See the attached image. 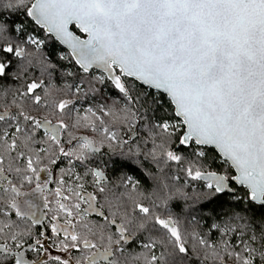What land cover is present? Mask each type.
<instances>
[{"label":"snow or ice","instance_id":"obj_1","mask_svg":"<svg viewBox=\"0 0 264 264\" xmlns=\"http://www.w3.org/2000/svg\"><path fill=\"white\" fill-rule=\"evenodd\" d=\"M21 8L71 48L83 72L104 70L95 84L89 81L93 90L102 84L123 101L118 109L101 105L99 114L89 108L95 121L85 126L119 143L117 124L129 130L140 125L151 147L129 149L138 158L134 163L142 165L144 157L161 172L175 164L185 186L200 182L193 197L185 188L173 191L168 181L179 175L165 176L144 195L139 181L124 176L125 190L115 193L95 170V193L77 191L82 184L57 188L56 196L68 201H58L65 224L52 229L63 231L62 250H88L76 264H191L193 256L196 264H264V0H0V9ZM70 24L87 38L73 35ZM43 44L24 21L9 23L0 14V98L7 101L0 111V216L14 210L23 217L21 188L36 181L33 192L42 193L40 173L48 169L41 165L75 154L61 143L75 102L51 94L45 77L56 66L26 47L39 50ZM165 102L171 114L162 111ZM48 112L56 123L40 118ZM79 139L76 159L99 151L93 140ZM209 146L217 155H209ZM217 159L230 171L212 170ZM177 195L207 202L227 196L231 203L207 232L189 231L168 209ZM91 214L94 221L87 219ZM192 221L198 223L195 216ZM0 224V236L12 228ZM10 253L0 244V264ZM14 264L28 262L16 253Z\"/></svg>","mask_w":264,"mask_h":264},{"label":"trees","instance_id":"obj_2","mask_svg":"<svg viewBox=\"0 0 264 264\" xmlns=\"http://www.w3.org/2000/svg\"><path fill=\"white\" fill-rule=\"evenodd\" d=\"M30 3L31 0H28ZM0 14L4 20L9 23L24 21L27 26V30L30 34L35 35L38 39L43 40L44 44L39 50L35 49L34 46H26L27 50L37 58L50 61L56 67L52 72L51 77H45V84L51 94L56 98H73L75 103L70 105V116L65 117V122L69 127L62 130L61 133V143L66 149L75 150V154L69 157L61 156L57 162V165L44 164L41 167H46L54 172V180L49 189H46L43 197L45 201V220L42 225H37L35 221L27 217H18L15 215L14 210L10 211L7 216H0V221L12 224V228H5V234L0 236V244H7L11 250L10 258L6 261V264H14V254L20 253L23 255L25 261L28 264H59L54 258L44 259V248L43 243L54 248L60 249L63 247L61 241L64 239L63 234H57L53 232V223H63L65 222V214L60 211L58 201L61 203H68V201H63L61 197L56 196V189L60 187H72L76 188L78 184H82L83 188H76L83 194L95 193L97 190V185L95 183L96 178L91 175L94 169L104 170L106 173V179H104V186L110 188L113 192L119 193L123 192L125 189L122 187V178L124 176L132 177V180L139 181L138 191L144 195H151L156 189L159 179L161 177H171L172 175H179V180H169L168 183L172 186L173 191L176 187L185 188L189 192V195L195 197L199 188L200 182L191 181L190 184L193 187H187L184 184L186 179L182 172H178V166L172 164L165 168L164 172L158 170L156 164H154L150 159H144L143 164L139 165L134 163L138 158L129 152L136 151L137 146L140 149L150 148L151 143L149 141L147 131L137 125L136 128L129 130L126 126L117 124L116 130L119 133V143L116 142V146H111V142L104 140L103 136L99 137V142L96 139L99 132L93 131L89 125L88 117L91 114L87 110L89 108L99 114V107L101 105H107L109 107L122 108L123 101L117 100V93L112 91L110 88L104 85H97V89L93 90L89 81L93 84L96 83L95 77L104 75L99 71H93L91 73H85L74 61L68 50L63 47L52 35L45 32L44 29L38 27L30 17L26 16L25 9L21 8L19 10L12 9H0ZM76 29V27H73ZM65 59H60L61 56ZM68 73H71L69 75ZM35 76H39V69L34 71ZM31 78V76L29 77ZM11 87H17L18 85L11 84ZM79 85L81 88L80 92H76V86ZM71 86V87H70ZM11 97H8L10 100ZM7 101L0 98V111L3 110V105ZM162 111H167L171 114V108L165 102L164 109ZM47 115L48 119H51L53 123H56V117L52 116L50 112L39 113L40 118ZM92 115V114H91ZM87 117L85 120L84 118ZM106 121H109L110 117H104ZM178 119V118H177ZM80 121L79 124L76 122ZM76 125V126H73ZM81 135H86L90 137L93 141L95 140L98 147H102L103 151L100 153H88L85 152L84 158L80 162H76V156L79 155V149L82 140H80ZM127 140L128 144L124 145L123 141ZM71 141V143H69ZM103 141V142H102ZM111 148H116L118 151L110 150ZM183 151V150H182ZM209 155H217L215 150L208 147ZM87 155V156H86ZM91 156L92 161L90 162L87 157ZM75 160V161H74ZM219 172H229V166L227 164H222V162L217 159L213 165V169ZM155 176L157 179H153ZM79 177V179H77ZM63 178L64 185L62 186L59 181ZM36 181L33 184H25L21 188V193L29 192L35 188ZM69 193L65 192V195ZM242 194V193H241ZM22 195L17 197V200L21 199ZM231 201L228 200L227 196L221 197L219 200H214L211 202L207 201H196L184 200L179 198L177 195L171 201H169L168 209L172 214L178 217L181 227L187 228L191 231L195 228L197 231H208V225L213 222V218L221 216L222 212L229 210V205ZM83 204H81L82 208ZM161 211H164L163 206H161ZM197 218V222L192 221V217ZM96 215H89L88 220L94 221ZM2 226V224H0ZM13 234H17V239L14 241L11 239ZM40 241L38 245L36 242ZM19 245V246H17ZM71 263L76 264L77 261L83 260L84 256L90 254L88 250L77 251L76 249H69ZM196 257L190 258L191 264H196Z\"/></svg>","mask_w":264,"mask_h":264},{"label":"flooded vegetation","instance_id":"obj_3","mask_svg":"<svg viewBox=\"0 0 264 264\" xmlns=\"http://www.w3.org/2000/svg\"><path fill=\"white\" fill-rule=\"evenodd\" d=\"M87 159L90 162L93 160L92 157L89 155H88ZM76 162H80V160L77 159ZM94 170H96V169H94ZM100 171H102L104 173V179H106L105 171L104 170H100ZM53 180H54V172L52 170L48 169L47 171L41 172L39 183L45 185L44 191L42 193L41 192H33V190H31L29 192H25L22 194L21 199L18 200V201H20V203L22 205V209L25 212L24 217L32 219L33 221H35V223L37 225H42V223L45 220V214H44L45 201H44L43 194H44L46 189H49L51 187ZM84 207H86L85 204H83L82 208H84ZM91 215H95V214H91ZM64 224H65V222H63V223L54 222L53 223V225H57V226L64 225ZM59 233L63 234V231H60Z\"/></svg>","mask_w":264,"mask_h":264},{"label":"rangeland","instance_id":"obj_4","mask_svg":"<svg viewBox=\"0 0 264 264\" xmlns=\"http://www.w3.org/2000/svg\"><path fill=\"white\" fill-rule=\"evenodd\" d=\"M68 99L75 101V99H73V98H68ZM93 121H95V117L90 114L89 117H88L89 125H91V123ZM97 123H98V121H97ZM101 136H102L101 134L96 136V139H97L98 142H99V139H100L99 137H101ZM94 142L96 143L95 140H94ZM97 145L100 146L99 144H97ZM114 145L116 146V142H111V146L114 147ZM78 150L79 149L76 148V151H78ZM110 150H115V152L118 151L116 148H111ZM43 248H44V259L55 258V257L58 256V257H60L61 261L67 260L68 263H71L69 250L68 251H63L62 250L63 247H60V249H54V248L46 245L45 242L43 243Z\"/></svg>","mask_w":264,"mask_h":264},{"label":"water","instance_id":"obj_5","mask_svg":"<svg viewBox=\"0 0 264 264\" xmlns=\"http://www.w3.org/2000/svg\"><path fill=\"white\" fill-rule=\"evenodd\" d=\"M37 25V24H36ZM38 27H40L39 25H37ZM75 25L74 24H70L69 26H68V30L70 31V32H72L73 33V35H75V36H77V37H79L81 40H84V39H86L87 37H86V34H84V33H82L77 27H76V29H74L73 27H74ZM41 28V27H40ZM45 30V29H44ZM45 32L47 33V34H49V35H52L63 47H65L67 50H68V52L71 54V56L73 57V55H72V50H71V48L67 45V44H65V43H62L61 42V40L60 39H58L57 37H56V35L55 34H53V33H49V32H47L46 30H45ZM73 59H74V61H75V58L73 57ZM76 62V61H75ZM78 65V64H77ZM79 66V65H78ZM80 67V66H79ZM93 71H99V72H101V73H103L104 74V70L102 69V68H96V67H93V68H91V69H89V72H87V73H91V72H93ZM80 137H87V138H89V139H91L90 137H88V136H86V135H81ZM92 140V139H91ZM96 148H98L99 149V151L98 152H95V153H100V152H102L103 151V148L102 147H98L96 144L94 145ZM209 148H211V146H209ZM96 170H98V169H96Z\"/></svg>","mask_w":264,"mask_h":264}]
</instances>
